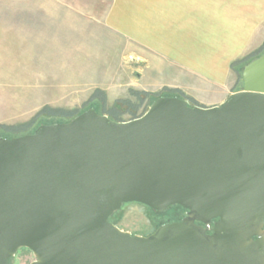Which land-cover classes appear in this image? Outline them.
<instances>
[{
  "label": "water",
  "instance_id": "1",
  "mask_svg": "<svg viewBox=\"0 0 264 264\" xmlns=\"http://www.w3.org/2000/svg\"><path fill=\"white\" fill-rule=\"evenodd\" d=\"M240 72L219 106L162 95L0 136V264H264V51ZM131 202L186 216L133 234L110 220Z\"/></svg>",
  "mask_w": 264,
  "mask_h": 264
},
{
  "label": "rangeland",
  "instance_id": "2",
  "mask_svg": "<svg viewBox=\"0 0 264 264\" xmlns=\"http://www.w3.org/2000/svg\"><path fill=\"white\" fill-rule=\"evenodd\" d=\"M115 3L116 0H0V127H32L44 115H40L44 107L72 114L92 105L101 112L115 107L123 120H130L131 107L141 103L142 97L146 99L138 114L149 108L156 96L185 98L168 90L147 92L151 95L142 94L140 98L132 93L146 92L139 86L145 62L137 55L148 60L153 55L145 46L148 39L141 46L134 38L131 24L122 26L129 33L117 29L123 16L112 12L116 11ZM235 70L238 79L234 90H238L242 77ZM152 76L162 81L176 78L174 70ZM97 90L104 92L105 103L99 98L92 100ZM214 93L205 88L194 96L207 105ZM46 117L40 122L58 120ZM185 216L186 210L180 206L157 214L144 204L131 202L124 204L112 220L125 231L149 235L160 225ZM35 259L32 251L23 248L10 263L31 264Z\"/></svg>",
  "mask_w": 264,
  "mask_h": 264
},
{
  "label": "crops",
  "instance_id": "3",
  "mask_svg": "<svg viewBox=\"0 0 264 264\" xmlns=\"http://www.w3.org/2000/svg\"><path fill=\"white\" fill-rule=\"evenodd\" d=\"M114 7L123 16L117 29L131 24L153 55L136 54L145 62L139 86L146 92L175 91L196 105L219 106L237 91L232 64L264 50V0H116ZM167 70L176 78L152 76ZM205 88L215 91L207 105L194 96Z\"/></svg>",
  "mask_w": 264,
  "mask_h": 264
},
{
  "label": "trees",
  "instance_id": "4",
  "mask_svg": "<svg viewBox=\"0 0 264 264\" xmlns=\"http://www.w3.org/2000/svg\"><path fill=\"white\" fill-rule=\"evenodd\" d=\"M264 51V50H263ZM262 51V52H263ZM261 52V53H262ZM261 53H258V54H255V55H252L251 57H247L246 59H242V60H238L236 62H234L232 64L233 68L234 69H237L239 74L241 75V72H240V68L247 62L249 61L250 59H252L253 57L261 54ZM242 77V75H241ZM132 93L134 95L137 96V98H140V96L143 94L145 96H150L151 94L150 93H147V92H140V91H132ZM97 94V96H96ZM99 94V95H98ZM162 96V95H160ZM160 96H156L155 98L151 99L149 105H151V103L156 100L158 97ZM100 99L98 100L99 102L101 103H105L106 102V99H105V96H104V92L101 91V90H97L95 92V95H93L92 97V100L94 99ZM146 97H142L140 98V101L141 103H139L138 105H136L135 107L132 106L131 102H127L128 106H132L131 108L133 109L132 111H130V114L132 115V117L130 119H134V118H137V117H140L141 115H143L147 110L148 108L141 114H138V110L140 109L141 107V104L145 101ZM90 107H94L97 111L101 112V110H99L96 106L92 105ZM89 107V108H90ZM88 109V108H86ZM85 109V110H86ZM84 111V110H83ZM82 112V111H81ZM79 112V113H81ZM78 113V114H79ZM101 113H104V114H107L109 115L111 118L115 119V120H118V121H124L122 118H121V113L117 110V108L115 107H112L110 110H108L107 112H101ZM44 114V115H42ZM41 118L38 122H35L34 126L30 127V124L28 125H23L22 127H19V128H11V127H6V128H2L0 127V136H3V137H11V136H14V135H20V134H24V133H28V132H32L34 131L40 124H43V123H51V122H61V121H68L70 119H72L73 117H75L77 114H72L71 112H68V111H65V110H62V109H52L50 107H44L42 110H41V113H40ZM46 116L48 117H52V118H58V120H51V121H42L40 122L42 119H45L46 120ZM14 129H19V131H14ZM21 129V130H20ZM175 206H178V205H175ZM181 207V206H180ZM182 208V207H181ZM184 209V208H183ZM114 215L111 216L110 220L113 222L112 218H113ZM114 223V222H113ZM116 224V223H115Z\"/></svg>",
  "mask_w": 264,
  "mask_h": 264
}]
</instances>
